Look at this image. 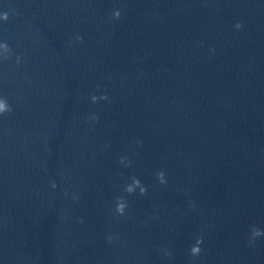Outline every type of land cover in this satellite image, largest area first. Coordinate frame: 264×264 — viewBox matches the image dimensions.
Listing matches in <instances>:
<instances>
[{"label": "clouds", "instance_id": "obj_1", "mask_svg": "<svg viewBox=\"0 0 264 264\" xmlns=\"http://www.w3.org/2000/svg\"><path fill=\"white\" fill-rule=\"evenodd\" d=\"M120 16H121L120 10H116L113 13L114 19H119ZM0 19H3L5 21H7L8 20V13L5 12L3 14H0ZM235 27L237 29H239V28L242 27V25L240 23H236ZM77 39L78 40L82 39V37H77ZM0 48H3V50L5 52H8V50H9L7 44H0ZM91 99H92V102L95 103V102H97L98 98L95 95H93ZM99 99H107V97L106 96H102V97H99ZM9 111H11V109H10V106L7 104V102L4 99H0V114H3L5 112H9ZM93 118H95V117H93ZM121 163H123V158L121 159ZM156 176H157V179L160 181V183H165L166 182L165 179H164V173L162 171L157 172ZM131 180H132V183L125 186V189H124L125 192L133 193L135 191V189L137 187H139L141 195L146 193V191H147L146 187L141 184V181L137 177L133 176L131 178ZM52 187L55 188L56 185L53 183ZM126 206L127 205H126L125 200L122 197L118 198L117 199V203H116V212L118 214H120V215H123ZM252 234H253V237H256V236H260L262 233H261L260 230H258L256 228H253L252 229ZM110 239L111 238L109 237V240ZM201 243H202V238H198L196 240V243L190 248V254L191 255L196 256V255H198L201 252V248L199 246Z\"/></svg>", "mask_w": 264, "mask_h": 264}]
</instances>
